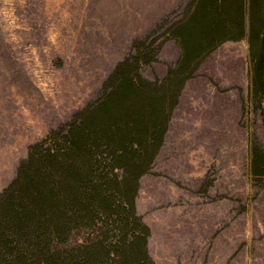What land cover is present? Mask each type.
I'll list each match as a JSON object with an SVG mask.
<instances>
[{
	"label": "rangeland",
	"instance_id": "1",
	"mask_svg": "<svg viewBox=\"0 0 264 264\" xmlns=\"http://www.w3.org/2000/svg\"><path fill=\"white\" fill-rule=\"evenodd\" d=\"M102 2L0 0V191L30 145L99 97L134 41L149 36L162 46L192 1L179 0L122 58ZM244 51L240 40L224 41L198 63L207 59L184 82L162 145L138 181L135 209L152 225L155 264H264V179L248 167L251 147L264 150V119L248 99ZM151 63L139 65L147 81L174 67Z\"/></svg>",
	"mask_w": 264,
	"mask_h": 264
},
{
	"label": "trees",
	"instance_id": "2",
	"mask_svg": "<svg viewBox=\"0 0 264 264\" xmlns=\"http://www.w3.org/2000/svg\"><path fill=\"white\" fill-rule=\"evenodd\" d=\"M165 34L181 55L164 78L139 74L161 45L149 36L134 41L99 97L29 146L0 191V264H155L135 209L138 181L162 145L184 82L224 41L246 40L248 99L264 119V0H192ZM248 167L264 179V150L251 147Z\"/></svg>",
	"mask_w": 264,
	"mask_h": 264
},
{
	"label": "crops",
	"instance_id": "3",
	"mask_svg": "<svg viewBox=\"0 0 264 264\" xmlns=\"http://www.w3.org/2000/svg\"><path fill=\"white\" fill-rule=\"evenodd\" d=\"M100 4L103 10L110 9L112 25H116L113 35V50L117 58L124 57L131 49L130 43L135 39H140L148 32L152 31L158 23L172 11L178 8L179 0H102ZM192 1V0H191ZM109 13V12H108ZM105 13L110 19L109 14ZM245 47L244 56L248 55V47L245 39H239ZM130 53V52H129ZM181 50L178 44L170 39L162 44L157 61L151 63V68L173 67L180 58ZM207 59L198 66L203 68ZM160 65V66H157ZM244 68H248L246 62ZM149 229L147 249L149 256L156 260L151 254L149 240L151 238L152 225L146 222Z\"/></svg>",
	"mask_w": 264,
	"mask_h": 264
}]
</instances>
